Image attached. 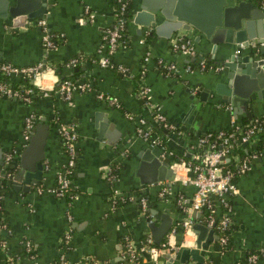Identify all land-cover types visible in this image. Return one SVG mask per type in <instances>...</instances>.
I'll list each match as a JSON object with an SVG mask.
<instances>
[{"label":"crops","instance_id":"crops-1","mask_svg":"<svg viewBox=\"0 0 264 264\" xmlns=\"http://www.w3.org/2000/svg\"><path fill=\"white\" fill-rule=\"evenodd\" d=\"M48 1L50 7L43 18L49 31L55 34L53 47L44 45V31L37 19L14 26L10 17H0V60L18 65L42 61L46 65L30 80L37 91L29 95V99L0 97V159L1 155L4 159L6 152L18 149L24 141L27 114L39 115L34 127L45 123L48 129L39 184L31 183L27 189L13 187L10 173L5 171L13 160L0 164V178L6 183L0 217L6 226L2 233L8 235L7 240L4 239L5 246L0 245V264H55L57 260L60 262L61 254L65 264H89V258L98 263L116 264L121 260L127 237L137 245L151 230L148 217L141 212L137 200L111 206L109 195L113 188L134 194L140 191L141 195L143 191L149 192L148 207L156 223L161 219L156 218L154 209L158 213L172 214V226L177 227L173 246L162 254L157 264H264V153L252 157L247 169L234 178L235 191L228 197L231 217L228 242L222 246L217 230L206 225L202 210L185 209L193 186L173 180L172 175L156 182L141 183L135 172L137 164L146 151L158 147L138 136L137 123L125 115L130 112L150 117V108H159L176 127L169 133L168 147L176 156L191 158L198 151L195 141L200 133L225 129L233 122L244 123L263 115L264 97L255 99L251 109L244 105L235 111L230 103L215 102L217 94L210 92L205 101L199 102L200 87L211 88L214 81L210 82V76H219L224 68L206 70L195 64L200 58L220 60L223 54L217 48L211 56L210 46L193 30L178 29L169 36L150 33L133 20L139 0H133L125 44L111 54L112 60L126 66L127 71L102 68L97 64V48L102 43L104 29L113 21L112 0ZM86 6L94 12L93 19L85 10ZM178 34L190 38L193 54L171 50L170 40ZM239 53L244 54L246 50L240 49ZM77 54L81 61L79 68L66 65V60ZM145 56H148L147 61ZM186 65L192 66L191 70L185 71ZM70 74L75 80L89 82L91 90L75 91L67 98L59 93V80ZM143 85L150 89L152 107L145 105L140 94ZM99 91L114 96L120 106L97 97ZM194 102H199L197 112L192 119H186V129H182L173 121H179V114L189 111ZM61 126L75 131L77 140L69 173L70 189L65 195L57 196L50 189L56 185L57 175L68 158ZM22 149L23 146L18 159ZM159 150L162 157L169 159L172 169V157ZM109 166L116 167L114 179L106 175ZM215 208V214L219 215L221 206L217 204ZM186 219L191 221V232L183 235L181 222ZM196 223L212 229L204 230L201 235L200 241L205 244L198 248L201 261L191 256L181 261L180 250L194 247L199 232L193 227ZM65 233L69 234L67 242L63 239ZM26 240L30 242L29 255ZM252 253L255 258L248 262ZM142 264L156 263L149 255H144Z\"/></svg>","mask_w":264,"mask_h":264},{"label":"built area","instance_id":"built-area-1","mask_svg":"<svg viewBox=\"0 0 264 264\" xmlns=\"http://www.w3.org/2000/svg\"><path fill=\"white\" fill-rule=\"evenodd\" d=\"M120 2V9L115 12V4L113 10V21L104 29L103 42L97 48L98 57L97 64L102 68L113 69L116 68L119 71L126 72L127 67L121 63H116L112 60L111 54L117 49V47L124 45L123 43V29L125 28V18L122 16L123 11L126 9L127 0H117ZM90 18H94V12L89 9V6L85 7ZM37 24L42 26L44 31V45L46 47H53L56 45L54 41L53 33H51L47 26L45 18H36ZM123 43V44H120ZM170 48L173 51H179L185 54H193L194 47L189 37L185 35H174L170 40ZM79 56L71 57L66 65L73 67L78 61ZM148 60V56H145V61ZM46 65L42 62H36L30 65H18L8 61L0 60V71L6 74L9 78L18 81L21 77H29L33 79L37 74L41 72L43 67ZM200 69H221L220 64H207L203 58H200L195 64ZM192 66L186 65L184 70H191ZM145 68H143V71ZM92 85L89 82L73 80L70 78L60 79L57 87V91L64 95L66 98L70 97L75 91H89ZM24 90L23 93L21 92ZM33 92L32 87L27 88H13L10 82L0 80V97L10 98H21L24 100L29 99V93ZM140 94L144 98L145 105L152 107L149 104L150 89L143 85L140 89ZM97 97L106 99L114 106H120L119 101L114 96L103 93L102 91L97 92ZM150 117L146 115H135L133 113L125 112V115L134 119L137 123L136 134L146 140L150 145L156 146L162 150V153L172 157V179L179 181L183 185L193 186V192L189 199L188 206L185 207L187 211H201L203 207L208 208V212L204 213V219L207 226L214 227L218 232L219 242L222 246H225L228 242V234L222 233L230 224V205L228 197L235 191L233 172L226 166L228 160V151L238 142H251L258 140L257 137L253 138L255 132L261 127V122H264V117L258 119V117L250 120L247 123H231L229 127L225 129L215 130L213 135L209 132L198 135L195 141V150L191 156L195 161L186 159L183 157L176 156L174 151L168 147L169 133L174 132L176 127L166 118V116L159 110V108H150ZM39 115L34 112L27 114L24 118V130H23V142L20 144L18 149L6 152L4 156V163H9L14 158L18 157L21 147L25 146L29 136L34 128V124ZM160 123L164 128V133L158 132L154 128V123ZM251 122V123H250ZM60 132L64 139L65 151L68 155L67 161L62 166L61 170L57 175L56 185L50 189L57 196H63L70 189L71 180L69 173L74 164L75 159V144L77 140V134L70 127L61 126ZM211 137L210 141L207 139ZM264 153V146L261 149L257 148L254 151L248 152L244 149V155L241 158L235 157L236 159V173L244 172L248 167V161L259 154ZM115 166H109L106 171L108 179H114L116 177ZM1 177V172H0ZM161 181V180H159ZM163 182V181H161ZM163 195V190L160 191ZM3 198V194L0 192V200ZM213 199V201H212ZM129 200H137L140 204L141 212L148 217V221L153 220V215L149 212L148 199L144 195L136 196L134 193L122 192L117 188L112 189V193L109 195V201L112 207H115L119 202H125ZM215 200V203H214ZM220 205L222 211L219 215L215 214V205ZM191 221L186 219L181 222L182 233L185 235L187 232H191L190 229ZM0 228H6L5 224H0ZM177 231V227L172 226L165 236L161 239L160 248L155 245V241L150 232H147L144 239L136 245L133 241L127 237L123 250L121 251V264H127L125 259L127 258L129 264H141L144 255H149V258L154 262L158 263L162 254L173 246V236ZM69 234L65 233L63 239L65 242L68 241ZM64 242V243H65ZM182 244V243H181ZM0 245L5 246V240L0 239ZM27 251L30 248V242L25 241ZM32 256V255H31ZM255 258V254L252 253L248 257V262H252ZM89 264H107L98 263L93 258H89ZM66 260L64 255H60L59 264H65Z\"/></svg>","mask_w":264,"mask_h":264},{"label":"water","instance_id":"water-1","mask_svg":"<svg viewBox=\"0 0 264 264\" xmlns=\"http://www.w3.org/2000/svg\"><path fill=\"white\" fill-rule=\"evenodd\" d=\"M49 7L48 0H0V17H10L14 26L23 25L26 20L46 16ZM133 20L157 35L169 36L178 29L193 30L210 46L211 56L220 49L224 57L219 62L224 72L210 76V82L214 81L211 88L200 87L199 102L205 101L210 92L217 94L215 102L230 103L235 111L244 105L251 109L255 99L264 97V0H139ZM240 49L246 53L240 54ZM209 100H212L211 96ZM199 102L191 103L189 111L181 112L180 120L173 122L186 129V119L193 118ZM47 133L45 123L36 124L19 159H13L15 170H8L13 187L27 189L31 183L39 184ZM3 163L1 155L0 164ZM135 172L145 184L172 175L169 159L162 157L155 147L141 156ZM153 212L161 221L153 220L148 227L158 243L172 227V214L158 213L155 209ZM193 227L199 231L194 247L180 250L181 261L189 256L201 261L198 248L205 247L200 240L203 231L208 229L198 223ZM164 255L168 256L167 253Z\"/></svg>","mask_w":264,"mask_h":264},{"label":"trees","instance_id":"trees-1","mask_svg":"<svg viewBox=\"0 0 264 264\" xmlns=\"http://www.w3.org/2000/svg\"><path fill=\"white\" fill-rule=\"evenodd\" d=\"M112 2H113V4H115V12L116 11H118L119 9H120V2H118L117 0H112ZM132 15H133V0H127V3H126V9L123 11V13H122V16L125 18V28L123 29V38H124V41H123V43H125V40H126V35H125V30H126V26H127V23L130 21V19L132 18ZM51 33H53L52 31H50ZM54 34V33H53ZM53 38H55V34L53 35ZM104 40L102 39V42H103ZM123 43H120V44H123ZM74 56H78V54L77 55H74ZM71 57H73V56H71ZM70 57V58H71ZM69 58V59H70ZM69 59H67L66 60V63H67V61L69 60ZM205 61H206V63L207 64H220V62H219V60H217L216 58L214 59V58H205L204 59ZM214 61V62H213ZM81 61H80V58H79V61L72 67V68H74V67H76L77 69L79 68V65L81 64L80 63ZM113 69H115V70H117L116 68H113ZM119 71V70H118ZM65 78H70V79H73V80H75V78L73 77V75H65V76H62L61 77V79H65ZM0 80H2V81H6V82H10V85L13 87V88H18V86L19 87H22V88H27V87H32V89H33V92H31V93H29V95H31V94H33L34 92H36L37 91V88L30 82V79H29V77H21L18 81H14V79H11V78H9L6 74H4V73H2L1 71H0ZM57 87H58V85H57ZM21 92H23V93H26V92H24V90H22ZM264 117V114L263 115H259L258 116V119H260V118H263ZM247 122H249V121H244V123H247ZM243 123V122H242ZM251 123V122H250ZM261 124V127H260V129L258 130V131H256L255 132V135L253 136V138H255V137H257L258 138V140H256L254 143H253V145H248V143H249V141H247V142H245V143H243V142H238V143H236L229 151H228V153H227V155H228V160L226 161V166L228 167V168H230L231 169V171L233 172V177L235 178L236 177V175H237V173H236V159H235V157H237L238 156V158H241L243 155H244V150H243V148L245 147L246 148V151H248V152H251V151H254V150H256L257 148H259V149H261V147H263L264 146V122L262 123H260ZM154 128L158 131V132H160V133H164V128L160 125V123H158V122H156V123H154ZM214 131L215 130H211V131H204V132H202V133H200L199 135H202L203 133H206V132H209V133H211L212 135H213V133H214ZM211 140V137H209L208 139H207V141H210ZM248 145V146H247ZM65 147V146H64ZM17 158V157H16ZM186 159H190L189 157H187ZM191 161H195L194 159H190ZM10 167L11 168H14V162H12L11 163V165H10ZM9 166H7V167H5V171L6 172H8V170L9 169H11ZM116 168V167H115ZM116 170V169H115ZM117 171V170H116ZM5 187H6V183H5V180L3 179V178H0V192H1V194H3L4 193V191H5ZM140 193V191H135V194L136 195H141V194H139ZM142 195H145L148 199L149 198H151V196H150V193L149 192H146V191H143V193H142ZM150 201V200H149ZM127 202V201H126ZM123 203H125V202H119V203H117V204H119V205H121V204H123ZM139 203V202H138ZM140 205V204H139ZM149 205V204H148ZM0 208H1V200H0ZM149 209V208H148ZM149 212H150V209H149ZM202 212H203V214L204 213H207L208 212V208L207 207H203V209H202ZM4 223V221L2 220V218L0 217V224H3ZM3 230H4V228H0V239H5V240H7V234H4L3 235ZM229 226L226 228V229H224L223 231H222V233H224V234H229ZM146 235V234H145ZM145 235L141 238V240H143L144 239V237H145ZM24 239V238H23ZM23 239H21V240H23ZM164 239V238H163ZM162 239V240H163ZM20 240V241H21ZM162 240L160 241V242H158V243H156L155 242V245H157L159 248H160V246H161V242H162ZM21 243V245H22V248H23V250L25 251L26 249H25V246H24V244H23V242H20ZM26 252V251H25ZM30 253L27 251V255H29ZM121 262H122V259L120 260V261H118L116 264H121ZM125 262L127 263V264H129V261H128V259L126 258L125 259ZM55 264H59V261L57 260V262L55 263ZM142 264V263H141Z\"/></svg>","mask_w":264,"mask_h":264}]
</instances>
